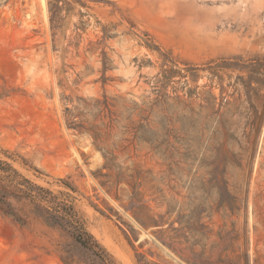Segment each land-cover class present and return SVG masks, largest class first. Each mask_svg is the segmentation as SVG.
Listing matches in <instances>:
<instances>
[{
  "label": "rangeland",
  "instance_id": "rangeland-1",
  "mask_svg": "<svg viewBox=\"0 0 264 264\" xmlns=\"http://www.w3.org/2000/svg\"><path fill=\"white\" fill-rule=\"evenodd\" d=\"M0 150L116 264H264V0H0ZM26 221L0 264L77 262Z\"/></svg>",
  "mask_w": 264,
  "mask_h": 264
},
{
  "label": "trees",
  "instance_id": "trees-1",
  "mask_svg": "<svg viewBox=\"0 0 264 264\" xmlns=\"http://www.w3.org/2000/svg\"><path fill=\"white\" fill-rule=\"evenodd\" d=\"M55 4L61 0H52ZM7 159L6 151H1ZM72 193L76 190L64 184ZM0 215L24 226L26 216L57 229L71 242L75 264H116L112 255L87 231L84 221L70 203L59 201L50 190L20 174L8 161L0 159ZM72 257L63 264H72Z\"/></svg>",
  "mask_w": 264,
  "mask_h": 264
}]
</instances>
